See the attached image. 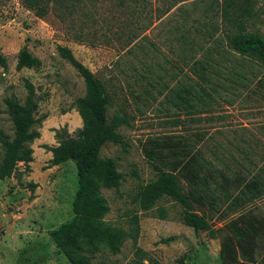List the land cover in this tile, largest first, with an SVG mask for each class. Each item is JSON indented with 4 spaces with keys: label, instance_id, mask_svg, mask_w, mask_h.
<instances>
[{
    "label": "rangeland",
    "instance_id": "rangeland-1",
    "mask_svg": "<svg viewBox=\"0 0 264 264\" xmlns=\"http://www.w3.org/2000/svg\"><path fill=\"white\" fill-rule=\"evenodd\" d=\"M119 1L98 0L91 5L86 0L88 18L76 13L62 20L53 12L39 18L21 0H0V51L7 57V67H0V128L13 135L4 98L14 94L22 100L25 79L39 94L36 117L41 119L35 127L40 136L30 144V170L24 171V163H19V176L0 179V264H71L50 232L73 217L76 168L71 160L52 165V153L44 146L58 144L57 131L77 135L82 121L75 100L85 93V85L76 69L59 55L58 45L69 48L103 81L110 99L108 117L117 114L124 119L117 129L124 143L106 142L100 148V156L114 159L122 174L117 188L101 189L109 205L103 219L128 230L132 215L138 214L137 245L162 264H222V225L240 210L227 214L224 203L212 214L211 226L217 237L185 224L182 204L175 199L163 197L150 210H141L133 198L156 178L143 155L142 142L148 136L206 129L200 145L217 166L225 169L227 164L237 169L242 161L251 171L264 169V65L245 57L250 62L246 85L227 84L230 79L224 73L229 68L225 65L217 76L221 81L219 94H213L210 105L199 112L179 110L170 101L169 88L183 76L198 78L191 65L202 55L198 46L192 48L175 36L181 27L174 25L181 18L179 8L157 19L151 10L162 2L148 0L143 14L131 26L133 18ZM193 1L186 2L191 5L190 19L209 9L207 4L215 3L197 0L195 8ZM255 8L258 14L249 27L264 32V0H258ZM147 15L152 18L149 26H145ZM24 45L41 60L38 69L15 68L16 54ZM232 60L235 57L230 56L228 62ZM252 206L264 212V194L246 208ZM159 207L166 209L165 218L160 217ZM165 238L170 240L164 242ZM257 257L264 264V238ZM134 258V246L128 238L116 253L100 245L90 261L130 264ZM142 263L150 264L148 259Z\"/></svg>",
    "mask_w": 264,
    "mask_h": 264
},
{
    "label": "trees",
    "instance_id": "trees-1",
    "mask_svg": "<svg viewBox=\"0 0 264 264\" xmlns=\"http://www.w3.org/2000/svg\"><path fill=\"white\" fill-rule=\"evenodd\" d=\"M87 1L92 5L98 0ZM147 1L118 2L133 18L129 22L131 26L143 14V5ZM153 1L162 2V5L151 10L157 19L178 7L181 18L175 20L174 25L181 27H177L176 38L183 44L192 48L198 46L202 50V55L194 58L191 65L198 78L183 76L169 88L170 101L179 110L199 112L210 105L214 100L213 94H219L221 81L217 76L225 65L229 68L224 73L225 78L230 79L227 84L241 85L248 84L249 79L247 66L250 62L245 57L264 65V32L249 27L253 16L258 14L255 8L258 0H215L214 4H207L209 9H203L204 13L192 20L191 5L186 3L188 0ZM21 3L39 18L46 17L49 12L56 13L62 20L76 13L89 17L86 0H21ZM193 3L196 8L198 1L194 0ZM147 18L149 23L145 26H149L152 20L151 16L147 15ZM187 25L192 26L189 28ZM194 34L197 36L193 37ZM203 39L206 41L202 42ZM57 50L83 78L85 93L75 100V108L82 121L77 135L70 137L65 130L57 131L58 144L44 146L52 153V165L71 160L77 173V189L72 200L73 217L52 230L50 237L64 251L71 264H91L90 259L100 245L116 253L128 238L132 240L136 256L130 264H143V259H148L150 264H162L137 245L138 214L132 215L128 230L103 219L109 205L101 189L117 188L122 174L114 159L100 156V148L106 142L124 143L117 131L124 119L117 114L108 117L110 99L103 81L80 62L69 48L58 45ZM230 56L235 57V61L228 62ZM41 64V60L26 45L16 54L17 70L38 69ZM0 67H7V57L1 51ZM251 72L254 77L258 76L254 69ZM262 78L258 79L260 83ZM24 85L26 94L22 100L14 94L4 98V111L12 122L13 135L8 136L0 128V179L19 176V163H24V171L30 170L29 163L33 160L30 144L40 136L35 128L41 120L36 117L39 94L27 79ZM261 85L264 86V82ZM207 133L206 129H202L148 136L142 142V152L156 172V178L143 185L133 201L141 210L147 211L163 197L175 199L182 204L185 224L195 231L207 230L212 237H217V234L210 218L226 203L225 213L240 212L222 225L221 263L262 264L257 253L264 238V212L246 206L264 194V169L259 167L251 171L242 161H238L240 168L237 169L225 163V169L217 166L205 155L200 145ZM158 211L160 217H166L164 207H159ZM169 240L163 239L164 242Z\"/></svg>",
    "mask_w": 264,
    "mask_h": 264
}]
</instances>
